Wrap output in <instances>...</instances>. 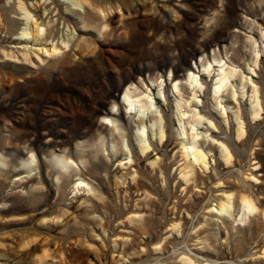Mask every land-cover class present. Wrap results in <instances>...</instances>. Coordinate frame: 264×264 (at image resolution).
Segmentation results:
<instances>
[{
	"label": "rangeland",
	"instance_id": "obj_1",
	"mask_svg": "<svg viewBox=\"0 0 264 264\" xmlns=\"http://www.w3.org/2000/svg\"><path fill=\"white\" fill-rule=\"evenodd\" d=\"M23 1L32 14L28 23L46 29L40 37L22 36L28 24L18 0H0V264H184L183 254L194 264H264V219L235 221L236 208L229 215L215 207L224 191L246 187L264 209V110L251 120L247 95L234 100L223 92L226 128L212 99L216 66L209 75L199 72L205 86L188 107L203 116L197 135L209 149L208 164L195 166L185 181L178 127L189 134L191 126L189 114L180 122L175 107L191 98L187 69L198 73L213 52L248 74L247 37L261 43L264 0H89L93 8L72 0ZM109 6L115 9L103 27L96 10ZM53 43L63 48L49 52ZM171 74L182 77L179 98ZM126 77L150 88L163 116L162 142L151 133L150 113L143 116L151 144L144 154L136 140L137 112L122 101ZM252 78L264 109L262 60ZM237 102L245 120L242 140L230 109ZM111 126L117 128L111 132ZM219 140L233 148L230 164L217 152ZM76 143L85 145V163ZM63 151L75 165L57 180L53 159ZM127 152L128 166L121 164ZM31 153L37 169L27 175ZM76 171L89 189L74 192Z\"/></svg>",
	"mask_w": 264,
	"mask_h": 264
},
{
	"label": "bare ground",
	"instance_id": "obj_2",
	"mask_svg": "<svg viewBox=\"0 0 264 264\" xmlns=\"http://www.w3.org/2000/svg\"><path fill=\"white\" fill-rule=\"evenodd\" d=\"M72 3L74 4V6L77 7H81L83 6V4H86L90 8L91 7L93 8V5L90 3L89 0H72ZM18 7L20 10L23 11V15L27 20L26 24H28V26H25L22 29L20 33L22 36L30 35L34 37H40V35H42L43 32L45 33L44 30L46 28L44 25L38 23L37 21H35L32 25L31 23H28V20L32 17V14L31 11L25 5L23 0H18ZM112 10H111V6H109L105 10L101 8H98L96 10L97 11L96 14L99 15L98 16L99 18H101L103 27L107 25L106 17L109 15V13ZM77 13L82 16V14L78 11V9H77ZM247 38L249 43V55H250V58L248 60L250 63L244 65H246L248 69V74H244L243 71L241 70V67L234 64L232 60L227 61L226 59H224L222 56L218 55L215 52H213L211 59L209 58L202 59L201 68L198 70V73H196L192 68H188L186 74H184L186 85L189 87V90H191V98H188L190 100L186 102V104L188 103L187 105L188 107L189 104L191 105L192 102L197 103L199 99L196 93L200 92L205 86L199 77V72L202 71L207 75H209L213 69V66L214 65L216 66L215 71L217 78L214 82L215 85L212 87V99L217 105H221L218 111L221 114L222 120L226 128H229L227 122L228 121L227 108L229 107L219 104L220 103L219 97L223 92H226V95L223 96L232 97L234 100H238L237 99L238 97L243 98L245 97L244 95H247L248 103H249V114L251 120L258 119L262 115V111L264 110L263 101L261 99L258 83L252 78V74L255 73V69L259 65V62L261 60L264 62V31L261 33L262 40L260 44H257V41L252 36H248ZM61 42L63 44V47L68 45V40L62 39ZM63 47L59 46L57 43H53L50 47L51 50L50 49L48 50L49 52L50 51L57 52L61 50ZM171 75H172L171 81L173 82L172 91L177 96V98H179L181 96L180 80L182 77L175 76L174 74ZM132 81H130L128 77L123 79V82L126 85V89L123 94L122 101L124 102L126 108L129 111L135 109L137 112L139 120L137 121L138 127L136 130V140L138 143L137 144L138 149L142 154H144L149 150L151 144L146 136V127L144 124L143 116L146 115L147 113H150L149 127L152 135L155 136L159 142H162L164 140L166 136V132L163 125V118H162L163 116L156 108L153 93L150 91V88L147 87L145 90L139 89L138 85H135ZM152 81H155V78ZM156 85H157L158 95H162L163 81L161 80L157 82ZM238 102L232 105L230 109L234 119V126H233L234 134L238 140L240 139L242 140L246 136V128L244 124L245 120L243 119L242 112L240 109L241 106H239ZM186 104L180 101H176L175 107H176V114L180 122L183 121L182 118L183 115L189 114L187 122L191 126L190 133L187 134V132L185 131V126L183 124L180 125V127H178V133L181 135V139H180L181 153L184 159L180 172L183 179L185 181H189L190 179L193 178L195 166H199L204 169L207 168V164H208L207 158H208L209 149L208 150L204 149L202 144L199 143L198 141L199 136L197 135L198 134L197 126L198 124L204 121L203 116L193 107L192 108L188 107V109L185 108ZM182 108H184V110H182ZM212 121L211 119H209V122ZM116 128L117 127H112L111 132H113ZM120 138H121L120 144L122 146L123 145L126 146L127 142L124 139L122 133H120ZM100 139L102 141V137ZM76 146L80 148L79 149L80 155L78 156L79 160L82 163H85L86 159L82 151V148L85 145L76 143ZM216 149L219 156L222 158V161H224L225 164H230L232 162L234 152H233V148H231L230 144L227 141L219 140ZM123 159H127V161H121V164L128 166V163L132 161L131 153L130 152L125 153ZM253 160H254L253 164L257 165V167H259V165H262V161L258 153L253 157ZM53 161L59 167V173L56 175L57 180H60L63 174L62 172L67 171L69 168L75 165V160H73L70 156L66 155L65 151H63L60 154H55ZM156 161L157 159L152 160L150 162L151 165H154ZM35 162H36V157L34 153H31L25 159L24 165H26L27 167V175H30L32 171H35L37 169V166L34 165ZM262 171L263 169H261L259 173L261 174ZM76 175H78V178H76V182H73L72 185L74 192L81 189H86V190L89 189L88 187L91 186V184L89 185L90 182H88L81 173L79 172L77 173V171H76ZM248 176H252L253 179L256 180L261 179L260 177L256 176V174H252V173H249ZM215 207L219 213L221 214L227 213L229 215H233L234 209L236 208L235 221L238 220L241 222H246L251 216H256L258 218L260 216L264 219V209L260 208V206L256 202L255 195L250 189H247L246 187L241 191H239L237 194L233 191H224L220 196ZM178 225H179L178 223L173 224L172 228L174 230H177ZM260 254L264 256V247ZM180 260L184 264H194L193 260L186 254H183L180 257Z\"/></svg>",
	"mask_w": 264,
	"mask_h": 264
},
{
	"label": "snow or ice",
	"instance_id": "obj_3",
	"mask_svg": "<svg viewBox=\"0 0 264 264\" xmlns=\"http://www.w3.org/2000/svg\"><path fill=\"white\" fill-rule=\"evenodd\" d=\"M113 111H115V109H113ZM202 119V118H201ZM106 123H111L110 121H106Z\"/></svg>",
	"mask_w": 264,
	"mask_h": 264
}]
</instances>
